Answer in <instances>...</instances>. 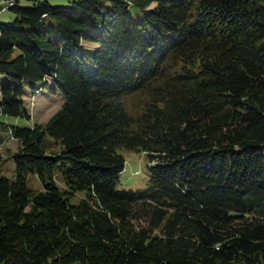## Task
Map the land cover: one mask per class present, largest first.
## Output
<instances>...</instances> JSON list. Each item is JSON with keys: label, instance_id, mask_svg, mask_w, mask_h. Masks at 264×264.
I'll return each mask as SVG.
<instances>
[{"label": "trees", "instance_id": "16d2710c", "mask_svg": "<svg viewBox=\"0 0 264 264\" xmlns=\"http://www.w3.org/2000/svg\"><path fill=\"white\" fill-rule=\"evenodd\" d=\"M13 1L1 110L29 117L24 83L64 101L10 127L0 264H264V0ZM120 148L142 189L117 187Z\"/></svg>", "mask_w": 264, "mask_h": 264}, {"label": "rangeland", "instance_id": "374dc122", "mask_svg": "<svg viewBox=\"0 0 264 264\" xmlns=\"http://www.w3.org/2000/svg\"><path fill=\"white\" fill-rule=\"evenodd\" d=\"M35 1L43 0H24L22 1V5H32ZM46 1L54 6H70L73 2V0ZM4 4L3 1L0 2L1 7ZM129 11L135 22H141L142 12L139 6L131 4L129 6ZM14 18L15 13L11 9L7 8L3 11L0 10V22H11ZM86 65L88 67L91 66L89 60H86ZM8 83V76L0 73V100L1 88ZM23 91V103L28 111L29 117L24 115H9L4 113L0 108V155L2 158L0 175L6 177L9 181H13L15 177L13 153L17 150L18 146L17 140L10 135V127L12 125L32 126L34 123H43L64 101L63 96L58 91L51 92L46 88L40 89L36 93H31L27 83H24ZM135 101V96L133 95L126 98V102L131 109H133L132 104ZM120 152L125 159V166L120 173L117 187L135 190L142 189L146 186L150 177L149 162L146 154L142 151L125 148H120ZM261 152L264 155V146L261 147ZM26 182L28 187L33 189V191L41 189V182L35 173H29Z\"/></svg>", "mask_w": 264, "mask_h": 264}, {"label": "built area", "instance_id": "2783aa9c", "mask_svg": "<svg viewBox=\"0 0 264 264\" xmlns=\"http://www.w3.org/2000/svg\"><path fill=\"white\" fill-rule=\"evenodd\" d=\"M18 1V0H17ZM14 1L13 0H10L8 2H5V4L0 8L1 11H3L6 7H7V4H12Z\"/></svg>", "mask_w": 264, "mask_h": 264}]
</instances>
